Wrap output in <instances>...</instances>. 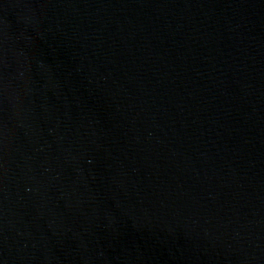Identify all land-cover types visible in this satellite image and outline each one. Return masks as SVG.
I'll return each mask as SVG.
<instances>
[{"label":"water","instance_id":"95a60500","mask_svg":"<svg viewBox=\"0 0 264 264\" xmlns=\"http://www.w3.org/2000/svg\"><path fill=\"white\" fill-rule=\"evenodd\" d=\"M0 264H264V0H0Z\"/></svg>","mask_w":264,"mask_h":264}]
</instances>
